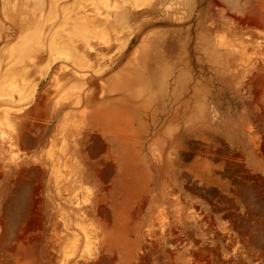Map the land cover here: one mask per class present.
<instances>
[{
	"label": "rangeland",
	"instance_id": "obj_1",
	"mask_svg": "<svg viewBox=\"0 0 264 264\" xmlns=\"http://www.w3.org/2000/svg\"><path fill=\"white\" fill-rule=\"evenodd\" d=\"M0 138V264H264V0H0Z\"/></svg>",
	"mask_w": 264,
	"mask_h": 264
},
{
	"label": "crops",
	"instance_id": "obj_2",
	"mask_svg": "<svg viewBox=\"0 0 264 264\" xmlns=\"http://www.w3.org/2000/svg\"><path fill=\"white\" fill-rule=\"evenodd\" d=\"M114 143L116 144V139H114ZM100 146V155L98 160H91L89 155H81L78 157V163L83 164L85 168V174L82 177H79V181L82 187H93L98 189L107 190V192H101L99 194V198L95 203H93V207L96 208L98 205L108 206V210L110 211L111 219L114 221H121V212L125 209L122 207V199L132 187L133 181L136 179L138 182L141 180H145L141 173H137L136 171L130 170L131 167H128L126 164H131L132 157L130 156L128 161H123L122 156H116L111 158L107 154V149L105 145ZM41 150V145L39 146ZM35 157L38 155L35 153ZM41 158V157H40ZM2 165L0 163V211L5 212V204L14 203L15 199L12 198L9 192L10 188V179H13L10 174L8 175V194L7 201L5 200V174L1 172ZM134 169V168H133ZM133 171V172H132ZM137 176V177H136ZM140 176V177H139ZM140 178V180H139ZM34 187L40 186L44 191H48L50 196L49 204L51 208L55 205L58 206L59 202L57 199V186L54 184V177L51 173L48 172H35L33 178ZM17 190L20 193L23 188L20 183L16 185ZM143 186V183H142ZM67 188L69 186H66ZM144 187V186H143ZM141 188V187H140ZM19 203V199L17 200ZM130 210V209H125ZM95 215L94 219L97 220L98 215L96 216V211L93 212ZM102 220L105 221V217H102ZM116 226V225H115Z\"/></svg>",
	"mask_w": 264,
	"mask_h": 264
},
{
	"label": "bare ground",
	"instance_id": "obj_3",
	"mask_svg": "<svg viewBox=\"0 0 264 264\" xmlns=\"http://www.w3.org/2000/svg\"><path fill=\"white\" fill-rule=\"evenodd\" d=\"M90 47H91V46H90ZM104 47H105V46H104ZM4 137H5V136H4ZM0 140H1V138H0ZM132 214H133V213H132ZM135 214H136V213H135ZM136 215H137V214H136ZM35 218H36V217H35ZM37 219H39V218H37ZM37 219H36V220H37ZM30 220H31V219H30ZM34 220H35V219H34ZM37 221H38V220H37ZM26 224H28V223H26Z\"/></svg>",
	"mask_w": 264,
	"mask_h": 264
}]
</instances>
